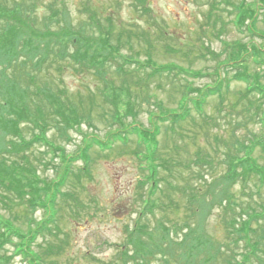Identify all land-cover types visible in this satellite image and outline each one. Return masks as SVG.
I'll list each match as a JSON object with an SVG mask.
<instances>
[{
  "label": "trees",
  "instance_id": "1",
  "mask_svg": "<svg viewBox=\"0 0 264 264\" xmlns=\"http://www.w3.org/2000/svg\"><path fill=\"white\" fill-rule=\"evenodd\" d=\"M28 1L0 0V207L4 210L0 211V264H13L12 249L17 251L15 253L19 254L26 264H35L31 248L37 233L32 234L34 235L32 237H26L17 225L33 223L27 218L29 207H42L48 212L54 209L48 200L65 199L67 192L63 187L71 178L70 175L75 174H72L69 166L72 156L65 153L61 145L63 143L60 141L66 143L72 141L71 132L83 136L84 147L80 149L82 157L86 156L89 146L98 144L102 148L103 145L112 143L115 138L126 144L123 135L128 134L135 137L136 147L146 149L135 153L140 161L139 166L146 173L138 178V185L139 188L146 187V191L141 195L142 200L132 227L127 228L116 262L264 264V198L259 200L245 191L250 180H256L258 187H264V167L253 156L255 147L261 146V141L257 138L247 139L245 136L239 138L231 133L226 143L227 169L222 176L211 180L206 191L198 183H186L177 187L167 180L166 176L159 175V167L171 174V164L165 161L158 162L160 157L157 150L149 148L156 138V128L145 127L142 124L138 119L139 114L134 109L133 100L128 99L126 95V102L120 100V87L114 84L115 77L112 76L115 74L124 82L127 80L125 75H131L134 70L148 72L149 77L163 73H173L177 76L183 74L192 78L213 75L212 84L218 83L214 86L194 87L188 84V81L185 87L181 88L178 103L183 104L179 110L166 108L159 100H156V105L160 109L157 114H155L157 110L150 108L147 110L149 119L156 127L168 122L175 128L191 119L190 111L193 110L200 115L202 119L200 129L206 134L207 129L202 126L208 124L207 119L210 117L207 114L203 116L202 109L207 98L217 97L219 105L223 107L229 82L232 79L242 80L246 84L245 91L235 102H230L229 107L235 109L241 104L242 99L246 98L247 103L255 108L253 113L259 115L258 118L264 125L262 108L264 88L260 82L263 76L250 73L247 65L250 57H253L256 60L255 64L263 68L264 62L260 61L261 49L252 48L243 58L241 54L244 50L240 45L234 44L226 54L227 61L218 63L221 67L215 68L214 73L210 74L192 72L175 64L159 67L150 62V54L144 63L134 54L123 55L120 52L123 45L122 34L114 32L110 16L102 19L96 9L85 8L87 20L74 23L62 0H50L47 3L41 2L48 12L38 18L36 13L34 17V10L39 1L30 0L27 6L25 3ZM133 1L137 10L140 9L144 14L149 12L145 0ZM245 11L243 7L238 11V20L234 21L237 28L241 25L239 23L241 15L248 10ZM117 59L119 64L116 72L107 70L108 66L111 67V62ZM130 63H134L135 67L126 69L125 65ZM71 64L75 71L90 73L97 79L100 86L96 89L102 96L103 103L94 102L90 96L88 99L83 96L71 97L67 90L59 88L60 76L65 66ZM233 69L234 71H231ZM229 71L232 74L227 77L225 74H229ZM135 88L136 95L143 99L145 94L141 92L145 93L147 89ZM76 94L81 95L80 92ZM249 95L256 97L254 102ZM95 107L100 108L96 119L103 121L110 131L115 129L110 138L106 139V144L95 134L97 128L95 115L92 117ZM85 117L87 129L92 131L91 136L80 129ZM22 122L25 123L24 126H21ZM27 129L30 130V135H27ZM51 130V134L48 135V131ZM196 135L197 132L192 133V137ZM156 142L158 144V140ZM198 157L194 161L195 165L202 162L200 156ZM186 167L191 168V165L188 164ZM49 169L53 171V176L42 173ZM237 181L241 183V191L245 193L243 196H246L245 201L248 202L246 205L242 200L238 203L235 194L231 193ZM216 189H219L216 192L218 197L214 201L220 203L219 205L230 213V218L225 221L228 236H233L232 241L236 243L242 242L244 252L239 253L242 254L239 259L233 252L232 255L224 253L220 243H212L206 238L202 241L199 233L198 203L200 205L204 201L209 203L205 195L209 191H213L215 195ZM177 192L183 195L184 198L181 199L184 201L180 202L170 197L171 200L166 201L167 210L170 209V213H177L182 209V222L175 224L177 221L170 220L167 224L159 221L152 228L142 222L146 212L159 207V199L170 193L177 195ZM46 199L47 202H44ZM212 203L211 201L209 204ZM54 210L57 213L59 208ZM38 233L48 236L46 230ZM9 246H12L11 250Z\"/></svg>",
  "mask_w": 264,
  "mask_h": 264
},
{
  "label": "rangeland",
  "instance_id": "2",
  "mask_svg": "<svg viewBox=\"0 0 264 264\" xmlns=\"http://www.w3.org/2000/svg\"><path fill=\"white\" fill-rule=\"evenodd\" d=\"M38 1L34 17L36 13L38 18H41L48 12L41 2L47 3L50 0ZM29 2L30 0L25 4L29 6L27 4ZM133 2V0H62L74 23L87 20L85 8L96 9L102 19L110 16L114 32L122 34L123 45L120 52L123 55L134 54L144 63L150 54V62H154L155 66L175 64L192 72L210 74L214 73L215 68L221 67L218 63L227 61L226 54L234 44L240 45L244 50L241 54L243 58L252 48L261 49L260 61L264 62V2L261 0H145L149 7L146 14L140 9L137 10ZM7 4L11 5L8 2ZM241 7L248 11L241 15L239 19L241 25L237 28L234 21L238 20L237 14ZM116 61L111 62V67L108 66L107 70L116 72L119 64L118 59ZM255 61L250 57L249 63L247 62L248 69L250 73L263 76L260 82L264 88V63L262 68L257 66ZM134 65L130 63L125 66L126 69H133ZM231 71L225 75L230 76ZM79 72L81 71L72 68V64L66 65L58 82L59 88L67 90L71 97L83 96L88 99L90 96L94 102L103 103L102 96L96 89L100 86L97 79L90 73ZM112 76L115 77L114 84L120 87V100L126 102L125 95L133 100L134 109L139 114L138 119L142 124L145 127L156 128V138L149 148L157 150L160 157L158 162L165 161L171 164V174L159 167V175L166 176V179L177 187L186 183H198L206 191L211 180L219 179L227 169L225 152L231 133L239 138L245 136L247 139L257 138L261 141V146L255 147L253 156L264 167V125L259 120V115L253 113L255 108L247 103L246 98L242 99L241 104L235 109L229 107L230 102H235L245 91L244 81L232 79L229 82L223 107L219 105L217 97L207 98L202 109L203 116L210 117L207 119L208 124L202 126L207 129L206 134L200 129L202 124L200 115L193 110L190 111L191 119L180 123L176 128L170 126L168 122L156 127L149 119L147 110L148 108L157 110L155 114L160 111L156 100L166 108L179 110L183 104L178 103L181 88H184L188 81V84L194 87L214 86L218 83L212 84L213 75L192 78L183 74L177 76L173 73H163L149 77L148 72L134 70L131 75H125L127 80L124 82L116 77L117 75ZM135 87L147 89V92H141L145 94L143 99L136 95ZM76 92H80L81 95H77ZM249 97L254 102L256 97L253 95ZM98 111L100 108L95 107L92 112L97 126L95 134L106 144V139L110 138L115 129L110 131L103 121L96 119ZM86 122L85 117L80 129L91 136L92 131H88L90 129H87ZM24 124L22 122L21 126ZM51 132L52 130L48 131V135ZM194 132H197L196 137H192ZM26 133L30 135V130L27 129ZM71 133L72 141L68 143L60 141L63 143L61 145L65 153L72 156L69 166L72 174H75L70 175L71 178L63 187L67 192L65 199L43 200L44 202L48 200L51 206L54 209L59 208V211L56 213L51 209L47 212L42 207H29L27 218L33 223L31 225L22 223L17 227L22 229L26 237H32L34 236L32 234L37 233L31 248L35 264H121L115 259L125 240L127 228L132 227L136 219V211L142 200L141 195L146 191V187L139 188L138 185V178L146 173L139 166L140 161L135 153L146 149L136 147L132 134L128 136L122 134L127 141L126 144L115 138L112 143L103 145L102 148L98 144L89 146L86 156L82 157L80 149L84 147L83 136L77 132ZM197 155L202 160L199 165L194 163ZM188 164L191 168L186 167ZM42 173L53 176L51 169ZM256 183V180H250L245 191L260 200L264 198V187H258ZM162 184L164 185V182ZM241 189L240 182L234 183L231 193L235 194L238 203L243 201L246 205L248 202L245 201L247 199ZM218 190H215V195L213 191L205 195V199L209 200V203L212 201V204L205 201L201 205L198 203L199 233L202 241L206 238L212 243H220L224 253L232 255L233 252L239 259L242 256L239 253L244 252L242 242L236 243L232 241L233 236H228L225 221L230 218V213L221 207L220 203L214 201L218 197L216 193ZM177 193V195L170 193L159 199V207L146 212L142 222L147 223L150 228L159 221L167 224L170 220L177 221L175 224L182 222V209L177 213H170V209L167 210L166 201L171 200L170 197L180 202L184 201L181 199L184 198L183 195ZM0 211L4 210L0 207ZM41 230H46L48 236L38 233ZM27 241L30 242L29 238ZM9 248L11 250L12 246ZM11 252L14 253L13 264H26L21 256L15 253L16 250L12 249Z\"/></svg>",
  "mask_w": 264,
  "mask_h": 264
}]
</instances>
